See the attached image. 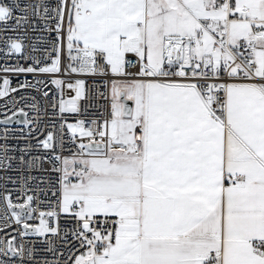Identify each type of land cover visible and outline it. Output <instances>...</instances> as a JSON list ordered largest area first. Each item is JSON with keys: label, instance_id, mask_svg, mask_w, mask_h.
<instances>
[{"label": "snow or ice", "instance_id": "obj_1", "mask_svg": "<svg viewBox=\"0 0 264 264\" xmlns=\"http://www.w3.org/2000/svg\"><path fill=\"white\" fill-rule=\"evenodd\" d=\"M0 58V264H264V0H0Z\"/></svg>", "mask_w": 264, "mask_h": 264}, {"label": "built area", "instance_id": "obj_2", "mask_svg": "<svg viewBox=\"0 0 264 264\" xmlns=\"http://www.w3.org/2000/svg\"><path fill=\"white\" fill-rule=\"evenodd\" d=\"M52 2L54 3L55 0H52ZM14 63L15 61L14 60H8V61H5L4 59L0 58V63ZM21 63H23V61H21ZM0 75H3V74H0ZM12 79V87H16L17 86V82L19 79V77H10ZM30 78V77H29ZM89 84H91V80H89ZM21 94H26V93H20V94H16L17 97ZM3 101L0 100V104H2ZM99 103H103V101H100ZM11 127L13 128H19V127H22V125H12ZM13 143H15V141H12ZM45 168H48L49 166L48 165H45L44 166ZM10 175H13L15 178H17V181H18V174L17 173H9ZM32 175L34 176H44L46 179H51L52 177L50 176V174L48 172H38V171H34L31 173ZM0 175H3V173H0ZM25 175H28V173H25ZM43 186V185H42ZM9 189H12V190H16V189H19V181L17 182L16 185H12V184H9L8 185ZM15 195H19V192L18 191H15ZM15 195L13 198H15ZM8 231H11L10 229ZM3 233H0V236H2ZM51 258V257H49Z\"/></svg>", "mask_w": 264, "mask_h": 264}]
</instances>
